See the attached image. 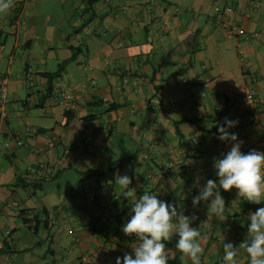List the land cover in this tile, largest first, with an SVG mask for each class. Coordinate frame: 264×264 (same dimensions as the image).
<instances>
[{"label":"crops","instance_id":"1","mask_svg":"<svg viewBox=\"0 0 264 264\" xmlns=\"http://www.w3.org/2000/svg\"><path fill=\"white\" fill-rule=\"evenodd\" d=\"M89 1L13 0L0 13V264L134 258L137 238L122 237L134 202L116 183L124 174L137 198L147 191L195 215L201 264H219L223 243L243 242L249 215L264 207L243 214L247 200L219 188L214 167L232 146L217 138L225 118L238 120L228 131L243 141L242 153L264 152V0ZM226 6L242 35L216 22ZM72 48L81 52L49 82L44 74L70 59ZM134 156L114 181L87 176ZM46 167L56 172L50 180ZM208 179L225 200V221L208 216L210 201L193 207ZM34 215L46 217L47 227L26 226ZM178 239L164 242L175 254L168 264H192L181 259ZM237 261L250 264L243 250Z\"/></svg>","mask_w":264,"mask_h":264},{"label":"clouds","instance_id":"2","mask_svg":"<svg viewBox=\"0 0 264 264\" xmlns=\"http://www.w3.org/2000/svg\"><path fill=\"white\" fill-rule=\"evenodd\" d=\"M13 5V0H0V13H6ZM225 124L218 127V139L231 142L232 146L223 158L215 161L214 167L219 177V188L231 191L235 188L238 197L253 204L264 201V152L251 150L247 154L241 152V144L235 133L228 129L235 127L238 120L225 118ZM116 183L120 186L121 195L131 198V218L122 226L125 235L135 236L137 244L132 254L125 253L122 260L116 259V264H168L169 259H175V254L166 249L165 241H170L174 234L179 239L175 245L181 253V259L188 257L192 264H201L204 248L200 242L201 231L191 227L195 215L189 217L178 213L177 206L160 200L156 194L147 191L137 198L136 190L130 188L131 178L124 174L118 175ZM199 186V178L196 179ZM201 201H210L208 216H215L219 221H225V200L221 196L216 181L208 179L199 187V194L193 198V207ZM247 238L238 246L223 243L224 264H238L237 257L241 251L246 252L250 264H264V207L258 208L248 217Z\"/></svg>","mask_w":264,"mask_h":264},{"label":"trees","instance_id":"3","mask_svg":"<svg viewBox=\"0 0 264 264\" xmlns=\"http://www.w3.org/2000/svg\"><path fill=\"white\" fill-rule=\"evenodd\" d=\"M94 1L96 0H90V4H92ZM86 24V23H85ZM85 24L83 26H85ZM79 48L75 49L72 48V56L70 59L65 60L64 62H62L57 71L54 73H45L44 75L48 78L49 82H52L54 79H56L57 77H59L61 75V73L64 71L65 67L67 66L68 63H70L72 60H74L78 54L81 52L80 50H78ZM52 93V87L50 86L48 88L47 94L45 96V99L50 96ZM102 104H105L104 102ZM109 109H114L116 108L115 104H108ZM189 122H191L192 124H194L199 130L203 131V132H212L213 130H208L206 129L202 124L204 122V119H192L189 120ZM225 127H227V125L225 124V122L222 124ZM215 130V129H214ZM179 132V131H178ZM135 159V156L132 158H128V159H122V160H118L113 162L110 166H108L105 169L102 170H94L91 172H88L87 176L92 177V176H96L98 178H100L101 180L108 182V181H114L115 180V176L116 173L119 169H121L127 162H129L130 160ZM258 207V205L250 203V202H244L242 204V212L243 214H247L249 211L251 210H256ZM44 215H47L46 212L44 211ZM24 222H28L27 219H24ZM32 225L31 229L33 230H37L39 228V226L41 225V223L44 224V228L47 227L48 224V220L45 219L43 221H41V219H39L38 215H34L33 218L31 219ZM2 252V251H1Z\"/></svg>","mask_w":264,"mask_h":264},{"label":"built area","instance_id":"4","mask_svg":"<svg viewBox=\"0 0 264 264\" xmlns=\"http://www.w3.org/2000/svg\"><path fill=\"white\" fill-rule=\"evenodd\" d=\"M232 14H233V9L229 6H226L222 9H220L219 11H217L216 15L214 17L216 19V22L219 25L225 27V29L227 30V32L229 34L237 35V36L242 35L244 33V31L236 27V25L234 24V22L232 20ZM255 35L257 36V34H255ZM3 52H4V45L2 43H0V61L2 59ZM5 85H6V79L2 78L0 80V87H1V90L3 93H4ZM62 96L67 100H72L74 97V96H72L70 94H66V93L62 94ZM245 98L251 104H253L255 101L254 95L249 89H247V93L245 94ZM260 117H264V111L261 113ZM251 120L256 122L259 120V116L253 115V116H251ZM16 144L18 146H21L23 144V142L17 141ZM9 145H10V143H6L7 147H9ZM44 171H45V173H44L45 180H50L53 177H55V175H56L55 170L51 167H46L44 169ZM31 218H33V217H28L27 218L28 222H25L26 226H28V227H31V225H32V222L30 221ZM122 237L126 238V239H132L133 236H128V235H125L124 233H122ZM7 264H14V263L8 262ZM219 264H224L223 257H221Z\"/></svg>","mask_w":264,"mask_h":264},{"label":"rangeland","instance_id":"5","mask_svg":"<svg viewBox=\"0 0 264 264\" xmlns=\"http://www.w3.org/2000/svg\"><path fill=\"white\" fill-rule=\"evenodd\" d=\"M113 153H114V150H113Z\"/></svg>","mask_w":264,"mask_h":264}]
</instances>
